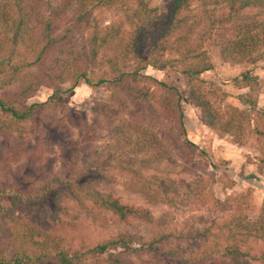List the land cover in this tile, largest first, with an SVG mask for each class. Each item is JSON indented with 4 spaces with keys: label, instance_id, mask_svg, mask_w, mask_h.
<instances>
[{
    "label": "trees",
    "instance_id": "1",
    "mask_svg": "<svg viewBox=\"0 0 264 264\" xmlns=\"http://www.w3.org/2000/svg\"><path fill=\"white\" fill-rule=\"evenodd\" d=\"M111 8L119 12L116 20L103 26L89 22L92 11ZM156 14L147 0H0V136L15 132L14 155L24 153L28 143L22 126L35 117L44 120L45 111L61 105L59 98L79 83L107 87L116 107H105L128 113L125 119L109 120L113 130L107 152L94 149L82 164L76 154L46 177L28 180L23 165L20 180L6 169L8 158H2L0 264H264V208L240 197L226 218L211 220L194 233L158 228L143 237L123 231L93 245H70L54 230L72 210L90 220L108 214L116 223L159 222L147 208L124 204L98 189L119 174L152 190L161 203L175 204L173 180L148 169H159L170 158L164 142L168 138H162L160 128L155 130L160 119L181 148L193 145L185 135L183 94L166 78L144 74L147 66L185 76L184 95L209 130L239 145L246 139L264 143V106H257L258 85L251 71L244 69L234 81L247 89L239 96L244 107L228 110L213 103L216 91L199 77L213 68L210 51L233 63L263 60L264 0H169L161 20ZM84 29L87 35L75 43L72 35ZM129 62L133 68L126 70ZM11 85L15 90H6ZM40 85L50 89L47 98L26 103ZM253 163L264 174V153ZM209 202L227 208L226 200L211 195ZM252 212L256 214L250 218ZM35 216L48 217L52 228Z\"/></svg>",
    "mask_w": 264,
    "mask_h": 264
},
{
    "label": "rangeland",
    "instance_id": "2",
    "mask_svg": "<svg viewBox=\"0 0 264 264\" xmlns=\"http://www.w3.org/2000/svg\"><path fill=\"white\" fill-rule=\"evenodd\" d=\"M168 1L147 0L149 7H155L157 10L156 20L162 19ZM196 4L192 3L191 8H195ZM118 17L119 12L114 8L94 10L90 14L89 22L103 26ZM87 32L88 29H84L79 34H73L75 43H79ZM209 58L213 68L199 77L206 81V87H212L216 91V95L211 97L215 105L218 104L223 110L244 107L239 96L247 89L237 86L234 81L244 69H249L258 85L257 106H264V58L252 65L222 61L213 51L209 52ZM132 68V62L125 65L126 70ZM142 72L156 79L166 78L170 85L183 94L181 106L185 135L193 145H183L181 148L180 140L174 141L165 130L166 120L160 119L155 130L158 131L160 128L162 138H168L164 142L169 148L170 158L160 163L159 169L158 167L148 169L149 174L173 180V185L177 186L175 204L168 206L161 203L153 195L152 190H146L129 177L119 174L112 184H101L98 189L111 193L124 204L147 208L153 217L160 221L155 224H146L138 220L116 223L108 214L98 215L95 220H90L79 211L72 210L70 217H63L65 221L62 227L54 229L63 236L67 244L76 245L84 242L93 245L101 239L123 231L135 232L143 237H148L158 228L194 233L208 226L211 220L219 221L226 218L233 211L234 201L238 197L254 206L264 208V174H258L253 163L254 158L264 153V143L254 144L246 139L245 143L239 145L232 142L230 136L213 132L202 125L199 120V109L190 104L184 95L186 90L184 75L169 69H153L150 66ZM15 86L11 85L6 90L14 91ZM62 86L65 88L67 84ZM50 92L45 86H37L35 92L27 97L25 102L44 101ZM221 92L224 93L223 99L219 98ZM59 100L61 105L58 103L54 110L45 111L47 113L43 115L44 120L35 117L22 126L24 141L28 140L24 153L14 155L12 152V148L18 143L14 138L15 132H11L8 138L0 136V164L3 167L2 158L6 156L8 158L6 169L13 173L10 175L23 180L18 170L26 165L24 173L28 180L43 178L51 172H58L66 160L76 154L79 164H82L94 149L105 153L108 151L107 143L113 130L109 120H118L120 117L125 119V116H128L127 112H112L114 109L105 107V105L116 107L110 90L105 86L92 88L79 83ZM128 108L131 109L132 106L129 105ZM113 125L115 126L114 122ZM38 155L40 158H36ZM209 195L220 202L226 200L227 208L222 210L214 207L209 202ZM255 214L256 212L250 213V218ZM73 215L77 217L71 219ZM35 217L47 228H52L53 221L48 217ZM98 220L101 225H97Z\"/></svg>",
    "mask_w": 264,
    "mask_h": 264
}]
</instances>
